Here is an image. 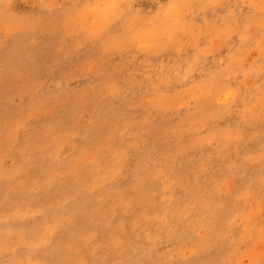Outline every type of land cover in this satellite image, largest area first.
Segmentation results:
<instances>
[{
  "label": "rangeland",
  "instance_id": "1",
  "mask_svg": "<svg viewBox=\"0 0 264 264\" xmlns=\"http://www.w3.org/2000/svg\"><path fill=\"white\" fill-rule=\"evenodd\" d=\"M0 264H264V0H0Z\"/></svg>",
  "mask_w": 264,
  "mask_h": 264
},
{
  "label": "bare ground",
  "instance_id": "2",
  "mask_svg": "<svg viewBox=\"0 0 264 264\" xmlns=\"http://www.w3.org/2000/svg\"><path fill=\"white\" fill-rule=\"evenodd\" d=\"M205 88V87H204ZM178 95H179V93H178ZM204 126V125H203ZM31 200V199H30Z\"/></svg>",
  "mask_w": 264,
  "mask_h": 264
}]
</instances>
